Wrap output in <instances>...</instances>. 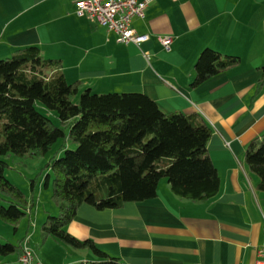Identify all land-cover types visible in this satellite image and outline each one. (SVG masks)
Returning a JSON list of instances; mask_svg holds the SVG:
<instances>
[{"label": "crops", "instance_id": "1", "mask_svg": "<svg viewBox=\"0 0 264 264\" xmlns=\"http://www.w3.org/2000/svg\"><path fill=\"white\" fill-rule=\"evenodd\" d=\"M144 12L131 23L148 39L122 43L79 14L74 0H0V58L35 44L45 57L60 58L67 80L79 79L83 88L141 91L164 112L199 114L211 126L207 149L220 177L217 194L180 196L161 178L155 196L141 201L104 209L81 203L67 229L118 256L115 264L250 263L264 239V190L244 156L248 142L264 132V81L258 84L264 0H152ZM159 35L171 36L167 49ZM204 47L236 60L193 85ZM33 206L21 230H29ZM61 246L58 264L95 259L88 248ZM5 260L18 264V254Z\"/></svg>", "mask_w": 264, "mask_h": 264}, {"label": "trees", "instance_id": "2", "mask_svg": "<svg viewBox=\"0 0 264 264\" xmlns=\"http://www.w3.org/2000/svg\"><path fill=\"white\" fill-rule=\"evenodd\" d=\"M235 60L204 47L195 60L191 83L204 82ZM61 66L60 58L45 57L35 44L0 58V155L43 154L61 138L63 154L55 152L49 161L56 213H48L41 223L42 234L88 248L95 256L68 264H115L118 256L92 238L68 231L77 207L85 202L96 209L116 208L153 197L161 178L180 196H214L220 177L207 149L211 126L199 114L164 112L141 91L96 92L89 87L80 91L81 81L67 80ZM262 81L264 70L258 84ZM244 156L258 175L257 186L264 190V132L248 142ZM6 164L0 156V217L13 223L16 233L34 201L4 176ZM25 230L17 242L0 236V264H8L5 257L11 254L19 257L23 240H29Z\"/></svg>", "mask_w": 264, "mask_h": 264}, {"label": "rangeland", "instance_id": "3", "mask_svg": "<svg viewBox=\"0 0 264 264\" xmlns=\"http://www.w3.org/2000/svg\"><path fill=\"white\" fill-rule=\"evenodd\" d=\"M83 89L84 88L81 87L80 91ZM77 98L78 94L75 100H77ZM50 116L53 120L57 121L54 115L50 114ZM61 141V138L57 139L45 153L39 155L17 154L12 151L0 155L7 162L3 168L4 176L15 183L28 200H30L31 197L33 198L32 223L28 231L30 241H27L30 242V246L34 248L35 253L43 260L44 264H58V262L61 261L64 253V248L61 245H65L69 248L72 247L70 244L57 240L51 235H46V237L43 236L41 230V223L46 218L47 214L56 213L54 201L51 196L54 170L49 161L51 159L50 157L55 152H57L58 155L63 154L64 150L61 149ZM48 173L49 175L47 176ZM23 221H25L24 226L26 227L28 218H22L20 223ZM13 225L14 224L9 220L0 217V236H3V238L7 237L17 242V239H15L13 235L19 237V233L23 234L25 229L21 230L22 227L15 233L13 231Z\"/></svg>", "mask_w": 264, "mask_h": 264}, {"label": "built area", "instance_id": "4", "mask_svg": "<svg viewBox=\"0 0 264 264\" xmlns=\"http://www.w3.org/2000/svg\"><path fill=\"white\" fill-rule=\"evenodd\" d=\"M77 12L91 21L114 31L117 40L122 43L133 42L140 44L148 39L147 33H140L132 26L134 17H144V9L152 0H74ZM161 45L168 48L171 42L170 35L158 36ZM100 48L104 46L94 41ZM264 228V225H263ZM259 257L247 264H264V239L256 248ZM18 264H44L33 249L23 241V250L18 257Z\"/></svg>", "mask_w": 264, "mask_h": 264}]
</instances>
